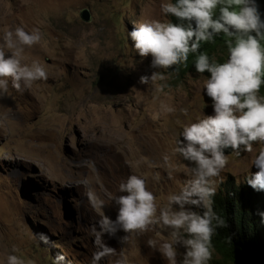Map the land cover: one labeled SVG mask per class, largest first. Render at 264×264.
<instances>
[{
  "label": "rangeland",
  "instance_id": "374dc122",
  "mask_svg": "<svg viewBox=\"0 0 264 264\" xmlns=\"http://www.w3.org/2000/svg\"><path fill=\"white\" fill-rule=\"evenodd\" d=\"M161 2L0 0V47L5 30L38 28L41 40L24 47L21 62L37 60L47 73L23 91L9 78L0 96V264L9 254L23 264H90L97 250L91 228L98 230L101 215L115 219L112 197L125 194L118 191L122 181L143 177L158 216L168 195L190 178L193 165L173 149L177 139L183 142V126L213 113L205 79L194 73L174 84L165 69L150 66V55L139 56L127 36L134 24L170 21ZM82 8L90 21L80 18ZM153 71L163 79L139 82ZM161 105L175 110L165 113ZM261 147L253 142L249 152L226 155L212 178L216 191L225 180L243 183L255 173L251 162ZM88 190L105 202L102 208L92 207ZM171 231L153 224L142 233H104L116 251L100 264H167L158 248L171 241ZM176 249L179 264L185 249Z\"/></svg>",
  "mask_w": 264,
  "mask_h": 264
},
{
  "label": "clouds",
  "instance_id": "9594fccd",
  "mask_svg": "<svg viewBox=\"0 0 264 264\" xmlns=\"http://www.w3.org/2000/svg\"><path fill=\"white\" fill-rule=\"evenodd\" d=\"M160 12L170 14V21L153 19L134 24L127 32L134 42L132 47L141 57L150 55V66L165 69L174 84L189 74H200L205 79L203 90L211 99L213 113L183 126L179 134L183 142L177 139L173 154L179 153L191 162V176L178 192L168 195L167 205L159 209L158 216L155 197L143 177L132 174L119 184L118 191L125 194L112 197L118 205L115 219L101 215L96 222L98 230L97 226L91 228L97 250L92 253L90 264H100L103 258L115 254L116 250L102 239L104 233L113 235L118 229L142 233L153 224L172 230L171 241L163 242L158 248L167 264H178L177 244L185 249L179 264H208L212 259V236L216 228L225 224L213 211L212 197L219 189L216 191L212 178L219 176L226 155L232 152L239 155L241 150L249 152L253 142L264 144V44L261 43L264 19L256 0H162ZM221 32L232 38L225 41L227 46L209 45L215 34ZM2 39L0 96L8 92L9 78L17 91H23L34 81L47 79L45 68L37 60L21 62L24 47L41 40L38 28L26 31L18 26L5 30ZM4 48L10 50L9 55ZM190 60H195L193 71L171 73L170 66L186 67ZM158 77L163 79L153 71L149 76H141L139 82L148 84ZM161 107L165 113L175 110L166 105ZM181 112L186 113V109ZM229 147L232 152L224 154V149ZM163 159L167 162L168 156ZM251 165L258 170L245 175L246 183L254 190H264V147L259 149ZM85 195L93 208L104 206L105 202L94 191L88 190ZM186 205L203 211H193ZM258 215L264 224V211ZM147 243L154 246L152 240ZM6 264H23V261L9 254ZM116 264L122 261L117 260Z\"/></svg>",
  "mask_w": 264,
  "mask_h": 264
},
{
  "label": "trees",
  "instance_id": "16d2710c",
  "mask_svg": "<svg viewBox=\"0 0 264 264\" xmlns=\"http://www.w3.org/2000/svg\"><path fill=\"white\" fill-rule=\"evenodd\" d=\"M256 3L264 19V0H256ZM231 39L221 32L215 34L209 45L227 46L225 41ZM194 61L190 60L186 67L177 64L175 69L171 66L169 69L175 75V70L193 71ZM212 203L213 211L225 224L216 228L212 236L209 264H264V224L258 215L264 211V190H254L246 181L236 185L232 179L225 180L212 197Z\"/></svg>",
  "mask_w": 264,
  "mask_h": 264
},
{
  "label": "water",
  "instance_id": "95a60500",
  "mask_svg": "<svg viewBox=\"0 0 264 264\" xmlns=\"http://www.w3.org/2000/svg\"><path fill=\"white\" fill-rule=\"evenodd\" d=\"M79 15H80V18L83 20V21H90L91 20V15H90V12L87 8H82L80 11H79ZM232 152V149L229 147V148H226L224 149V154H228V153H231Z\"/></svg>",
  "mask_w": 264,
  "mask_h": 264
}]
</instances>
